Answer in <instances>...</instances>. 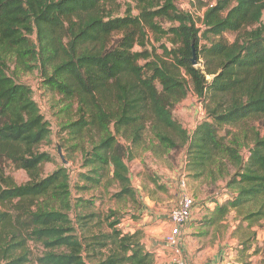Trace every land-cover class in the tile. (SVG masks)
<instances>
[{
	"label": "trees",
	"instance_id": "16d2710c",
	"mask_svg": "<svg viewBox=\"0 0 264 264\" xmlns=\"http://www.w3.org/2000/svg\"><path fill=\"white\" fill-rule=\"evenodd\" d=\"M120 1L0 0V264H155L140 229L122 230L110 211L101 231L93 203L73 202L65 166L41 175L52 160L39 150L49 122L18 73L38 72L67 112L70 138L96 134L78 189L111 180L114 199L136 202L126 159L149 127L161 148L182 149L195 178L233 168L226 186L235 194L216 204L212 222L249 206L248 225L264 216V0H197L209 5L200 27L175 0ZM189 87L205 116L187 130L172 109ZM6 162L28 180L16 184Z\"/></svg>",
	"mask_w": 264,
	"mask_h": 264
},
{
	"label": "rangeland",
	"instance_id": "374dc122",
	"mask_svg": "<svg viewBox=\"0 0 264 264\" xmlns=\"http://www.w3.org/2000/svg\"><path fill=\"white\" fill-rule=\"evenodd\" d=\"M124 1L126 0L120 2ZM207 3L212 5L214 0H207ZM175 5L180 11L190 14L198 27L201 26L199 19L209 6L200 8L197 0H175ZM225 37L229 41L233 39L232 34ZM149 39L153 41L152 36ZM135 49L139 50V47L136 46ZM14 77L16 81L31 87L40 112L49 122V139L40 144L39 150L49 153L52 160L41 165V175H48L58 167L65 166L70 175L73 202L82 197L93 203L94 210L102 215V223L99 225L101 231L109 230L105 216L114 211L115 216L121 218L119 226L122 230L140 229L145 249L152 250L149 248L150 242L157 244L154 248L158 249V244L165 245L164 235L171 227L168 214L185 193L193 199V209L190 219L180 227L181 237L179 236L178 243L188 264H264V216L251 225H248V220L243 219L255 207H246L241 214L231 210L222 219L211 221L216 204L223 203L235 194L234 188L226 186L229 174L233 172V168L226 162L221 166L222 176L217 179L211 180L206 176L195 178L186 169V157L182 149L161 148L153 132L147 127L142 144L133 147L131 158L126 159L128 175L138 195L136 202L114 199L112 195L118 190V186L111 180H101L99 187L82 191L75 184L79 180L78 174L86 170L82 167L83 152L90 149L91 140L96 141V134H86L79 141L70 138L61 129L62 123L67 121V112L61 111L62 105L58 103L56 96L41 87L38 72L18 73ZM172 116L187 130L194 128L204 118L205 110L190 87L185 99L172 109ZM72 117L75 119L73 115ZM250 124L255 128L261 127L258 121ZM260 130L263 134L264 128ZM121 142L126 144L124 140ZM240 152L245 155L246 148L242 147ZM5 172L12 176L16 184H23L28 180L27 174L11 163H5ZM95 229L97 230L94 231H98V228ZM31 249L33 253L41 251L38 246H32ZM164 252L168 254L165 249ZM154 255L155 264H158V258L156 260V254ZM92 262L95 263L96 259H87V264Z\"/></svg>",
	"mask_w": 264,
	"mask_h": 264
},
{
	"label": "built area",
	"instance_id": "2783aa9c",
	"mask_svg": "<svg viewBox=\"0 0 264 264\" xmlns=\"http://www.w3.org/2000/svg\"><path fill=\"white\" fill-rule=\"evenodd\" d=\"M183 184V183H182ZM193 209V199L183 193L177 206L168 214V222L171 224L166 233L164 241L171 248L173 264H188L182 255V249L179 246L180 227L183 226L191 217Z\"/></svg>",
	"mask_w": 264,
	"mask_h": 264
},
{
	"label": "crops",
	"instance_id": "0c3cea01",
	"mask_svg": "<svg viewBox=\"0 0 264 264\" xmlns=\"http://www.w3.org/2000/svg\"><path fill=\"white\" fill-rule=\"evenodd\" d=\"M165 235H164V238H165ZM179 236L181 237V234ZM156 245L157 244H154L152 242L149 243V248L152 249L151 251L156 254V260L158 258V264H173L171 248L166 243L165 245L158 244V247H160L158 249L154 248ZM164 249L168 251V254L167 253L165 254Z\"/></svg>",
	"mask_w": 264,
	"mask_h": 264
},
{
	"label": "water",
	"instance_id": "95a60500",
	"mask_svg": "<svg viewBox=\"0 0 264 264\" xmlns=\"http://www.w3.org/2000/svg\"><path fill=\"white\" fill-rule=\"evenodd\" d=\"M192 63H193V64H195V63H196V61H195V58H194V57L192 58ZM58 152H60V151H59V148H58ZM64 163H66V162L64 161Z\"/></svg>",
	"mask_w": 264,
	"mask_h": 264
}]
</instances>
